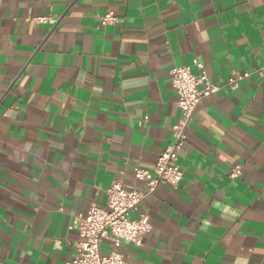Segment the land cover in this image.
I'll list each match as a JSON object with an SVG mask.
<instances>
[{
	"label": "crops",
	"instance_id": "1",
	"mask_svg": "<svg viewBox=\"0 0 264 264\" xmlns=\"http://www.w3.org/2000/svg\"><path fill=\"white\" fill-rule=\"evenodd\" d=\"M195 62L222 85L248 77L199 104L183 180L131 213L150 217L143 245L102 252L264 264V0H0V264H68L75 216L115 180L144 191L135 167L154 168L181 117L170 71Z\"/></svg>",
	"mask_w": 264,
	"mask_h": 264
},
{
	"label": "built area",
	"instance_id": "2",
	"mask_svg": "<svg viewBox=\"0 0 264 264\" xmlns=\"http://www.w3.org/2000/svg\"><path fill=\"white\" fill-rule=\"evenodd\" d=\"M37 20L46 21L47 18ZM118 20L113 11H108L102 18V24L111 25ZM195 65L199 69L198 74H194L190 66H175L170 71V82L178 94L181 117L173 128V142L159 154L154 168L135 167V180L143 182L144 191L134 184L115 180L107 189L105 206L93 204L86 214L75 216L73 227L78 230L80 239L68 264H128L120 251L103 253L102 240L110 239L115 246L122 241L143 245L145 235L152 229L150 217L142 213L138 218H132L131 213L146 197L154 195L161 185L176 188L183 180L184 170L179 164V154L187 141L188 128L199 104L224 87L233 91L239 89L241 81L248 77V74H235L222 85L207 73L202 64L195 62ZM240 174V166H237L232 176Z\"/></svg>",
	"mask_w": 264,
	"mask_h": 264
}]
</instances>
